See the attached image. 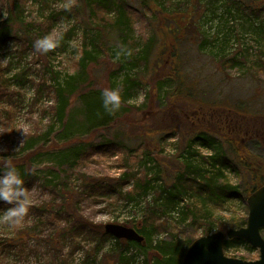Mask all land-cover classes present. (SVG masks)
I'll return each mask as SVG.
<instances>
[{
	"label": "rangeland",
	"instance_id": "obj_1",
	"mask_svg": "<svg viewBox=\"0 0 264 264\" xmlns=\"http://www.w3.org/2000/svg\"><path fill=\"white\" fill-rule=\"evenodd\" d=\"M99 1L0 0V163L44 148L31 160L28 216L18 225L0 222V264H182L190 240L248 217L255 178L212 166V150L201 142L189 148L197 133L185 115L216 108L264 126V0H104L98 7ZM163 15L168 22H160ZM185 24L183 33L176 30ZM49 34L56 47L38 52L34 41ZM59 85L70 98L60 115ZM106 88H119L122 100L102 114L91 104L103 105ZM107 141L113 145L105 152L94 150ZM249 149L264 160V144ZM221 169L241 196L217 204L184 191L169 201L180 177L205 187L203 176ZM113 179L124 184L94 205L78 202L85 181ZM60 187L74 193L72 201L60 198ZM52 202L55 210L66 203L76 220L93 227L64 230L59 238L55 226L40 224L38 232L61 240L58 248L16 239L38 224L32 209ZM69 215L59 217L61 226L73 227ZM108 224L136 229L146 242L101 241ZM249 246L226 241L224 253L255 261L259 251Z\"/></svg>",
	"mask_w": 264,
	"mask_h": 264
},
{
	"label": "trees",
	"instance_id": "obj_2",
	"mask_svg": "<svg viewBox=\"0 0 264 264\" xmlns=\"http://www.w3.org/2000/svg\"><path fill=\"white\" fill-rule=\"evenodd\" d=\"M99 5L98 7H101L104 4V0L97 2ZM160 12L159 10H157ZM162 14V13H161ZM184 22L187 24L190 20L189 17L183 18ZM168 22L169 19L163 15L160 22ZM172 21V20H170ZM185 24L184 27H181L179 25V28L176 30L179 32H182L186 30L187 25ZM175 47H179L181 43L178 44V38H175ZM176 59H178L177 56H175ZM71 87V86H70ZM69 87V88H70ZM69 93V90L67 91L65 87L62 85H59L57 94L59 96L58 104L56 107L57 113L64 114L66 106L70 102V98L67 95ZM93 94V93H92ZM93 97V96H90ZM95 100V99H92ZM98 103L96 101L92 102V106L97 109L96 110H106L104 109V105H97ZM103 108V109H102ZM199 108L198 113H191L189 115H185L186 118V126L190 128H194L195 136L193 137L192 141L189 144V148L191 146L193 147V144L196 142H201L200 144L203 147H207L208 149L212 150L211 155V165L215 166L217 163L221 165L222 168L225 167H231V168H240L244 171H246L247 176H251V178H255V184L250 190L249 193L246 195L249 196L253 192H255L257 189L262 187L264 185V172H262L263 166H264V160L255 156L249 149V144L252 142H257L258 144H264V126L260 124V121H254V120H248V118H237L233 116V113L227 110V112H224L222 110H217L216 108H213L210 112L209 109L203 110ZM106 112V111H105ZM104 111L102 114L105 113ZM211 114V115H210ZM216 138V139H215ZM219 138L224 139L225 144L227 145V148H224L223 145L219 142ZM213 143H220L218 147H216ZM113 145L112 142L107 141V143L101 144L96 146L94 150L96 152H105L108 147H111ZM38 146V145H37ZM37 148V147H36ZM44 148L42 146H39L35 153L26 154L23 157L19 159L12 160L13 164H18V169L21 175L24 178L25 186L30 189L31 184L34 182L35 178L33 177L31 173V160L32 157L43 151ZM95 153V151H94ZM37 156V155H36ZM186 167L188 169L190 168L189 165L186 164ZM197 171V170H196ZM195 173V172H194ZM222 169L219 170L213 177L207 180V176H203V180L206 181V186L199 184L200 182L196 179H183V177H180V179H177V183L173 185V188L167 193V197L169 201L179 198L180 194L184 191H193L198 196H200L203 200L208 198L212 199L217 204H220L221 202H224L227 198H237L241 196L240 194V188L236 185L229 184L226 180L221 179ZM260 178V180H259ZM257 180V181H256ZM111 181V180H110ZM113 183H109L107 181H96V182H89L83 184V189L80 191L78 195L79 203L86 205L87 203H91V205H94L90 201H99L100 199L103 200V197L110 195L113 193L117 185L119 184L122 186L124 184L123 179H113ZM49 184H53L52 181H48ZM58 187V186H57ZM250 189V188H249ZM248 190V189H247ZM245 191V193L247 192ZM52 192V191H51ZM56 194L54 191L52 194ZM72 195L74 193L72 191H69L67 189H63V187L59 188V196L64 202H70L72 201ZM53 197V195H52ZM55 197V196H54ZM53 197V199H54ZM66 203L62 204V209L55 210L56 204L47 203L44 205L42 209L39 207L33 208V212L38 217V224L34 223L32 226H27L25 231H22L19 233L17 232L16 239L23 240V243L27 242L29 243L30 238L33 240V242L38 243L39 241L47 242L50 244L53 242L56 247L58 248L59 244L61 243V240L58 239L56 241L55 239H50V235L45 236V232H38L39 225H51L55 226L56 230L61 232V235L59 238H65L66 235L65 232L69 231H76L79 229H91L92 224H86L82 225L84 223L83 220H76L73 213L69 211V209H64L63 206H65ZM100 204V203H99ZM8 207H11L7 202L0 201V210H4ZM248 211V208H247ZM70 214L69 217L73 218L72 221H69V224H72L73 227L71 228V225H68V223H65L64 227L60 225L59 217H62L63 215L67 216V214ZM58 220H57V219ZM43 222V223H41ZM247 218H241L234 223H232L231 226L234 228H241L246 225ZM57 225V226H56ZM35 230L33 232L32 230ZM53 229V228H52ZM25 235V236H23ZM109 235H107L105 232L101 234V241H104L108 238ZM64 240V239H63ZM195 240H190V244L193 243ZM229 243H245L246 242L242 239L236 238V239H226ZM225 241V243H226ZM173 242L166 243L163 247L164 250H169ZM140 246V245H139ZM225 246V245H224ZM158 247L161 248V245ZM250 248V247H248ZM53 251V250H52ZM170 254H166L165 256H162V260H166L167 257H169ZM56 255H52V258L50 261H53ZM161 258V257H160ZM64 264H68L65 262Z\"/></svg>",
	"mask_w": 264,
	"mask_h": 264
},
{
	"label": "water",
	"instance_id": "obj_3",
	"mask_svg": "<svg viewBox=\"0 0 264 264\" xmlns=\"http://www.w3.org/2000/svg\"><path fill=\"white\" fill-rule=\"evenodd\" d=\"M249 215L247 225L239 229H229L202 236L194 241L184 257L182 264H264V186L255 191L247 200ZM105 233L118 240L142 244L144 236L133 228L118 224L105 226ZM239 238L258 249L260 258L256 261H245L229 258L224 253L225 239Z\"/></svg>",
	"mask_w": 264,
	"mask_h": 264
},
{
	"label": "clouds",
	"instance_id": "obj_4",
	"mask_svg": "<svg viewBox=\"0 0 264 264\" xmlns=\"http://www.w3.org/2000/svg\"><path fill=\"white\" fill-rule=\"evenodd\" d=\"M56 45L57 42L51 34L34 41V47L38 52L46 53ZM102 100L106 110L118 109L122 100L119 88H106L102 93ZM0 201L11 205L0 210V222L10 225L21 224L28 216L32 204L24 178L10 157L2 158L0 163Z\"/></svg>",
	"mask_w": 264,
	"mask_h": 264
}]
</instances>
